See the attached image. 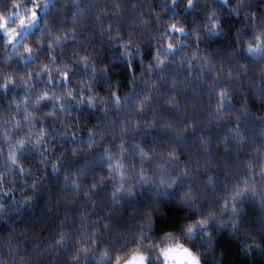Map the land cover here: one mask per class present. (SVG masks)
<instances>
[{"label": "clouds", "instance_id": "1", "mask_svg": "<svg viewBox=\"0 0 264 264\" xmlns=\"http://www.w3.org/2000/svg\"><path fill=\"white\" fill-rule=\"evenodd\" d=\"M0 264H264V0H0Z\"/></svg>", "mask_w": 264, "mask_h": 264}]
</instances>
